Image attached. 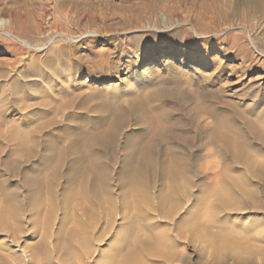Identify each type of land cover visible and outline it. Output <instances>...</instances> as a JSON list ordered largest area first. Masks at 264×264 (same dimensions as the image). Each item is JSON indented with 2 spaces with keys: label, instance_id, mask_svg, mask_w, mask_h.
Here are the masks:
<instances>
[{
  "label": "rangeland",
  "instance_id": "obj_1",
  "mask_svg": "<svg viewBox=\"0 0 264 264\" xmlns=\"http://www.w3.org/2000/svg\"><path fill=\"white\" fill-rule=\"evenodd\" d=\"M220 131L264 159V0H0V242H41L38 264H76L90 229L97 264L124 247L118 264H237L180 226L195 204L212 211L229 173L258 196L223 211L225 224L264 246V173L221 150ZM162 242L175 259L156 256ZM12 254L0 264L27 263Z\"/></svg>",
  "mask_w": 264,
  "mask_h": 264
},
{
  "label": "bare ground",
  "instance_id": "obj_2",
  "mask_svg": "<svg viewBox=\"0 0 264 264\" xmlns=\"http://www.w3.org/2000/svg\"><path fill=\"white\" fill-rule=\"evenodd\" d=\"M204 16V15H203ZM205 18V17H204ZM208 25V24H207ZM60 32V31H59ZM62 33V32H61ZM202 35V34H201ZM29 44V43H28ZM30 45V44H29ZM42 48V47H41ZM221 118V117H220ZM222 118H224V117H222ZM225 119V118H224ZM224 119H219L218 118V120L217 121H219L220 120V122L222 121V120H224ZM228 119V118H227ZM226 120V119H225ZM224 122V121H223ZM216 123H218V122H216ZM218 124H220L221 126L223 125V127H224V125L225 124H222V123H218ZM227 124H229V123H227ZM240 125V124H239ZM226 126V125H225ZM214 127H215V129H214V131L213 130H211V131H213L214 133H217V134H212L211 133V136L212 135H218L219 134V132L217 131L218 129L216 128V126L214 125ZM227 127H228V125H227ZM229 127H231V126H229ZM238 128L239 129V127H238V124H236L235 125V128ZM221 128V127H220ZM232 128H234V127H232ZM232 128H226V129H231V131L232 130H234V129H232ZM223 128H221L220 130H222ZM216 130V131H215ZM225 130V129H224ZM238 131H241V130H237V132ZM243 131V130H242ZM222 132H224V131H220V135H221V137L220 136H218L219 137V139H217V140H219V141H214V139L213 138H211L212 140H213V142H220V146H221V150H223L224 152H230V150L232 149V147H236L237 149H238V151H240V153L239 154H241V155H245L244 157H246V158H241V162H244V161H246V159H247V157L248 156H246V155H250V161H249V163L248 162H246L247 163V165L252 169V170H256L258 173L259 172H261L262 174L264 173V159H261V158H251V156H252V153H254V151L253 150H251V146H250V144L251 143H247L246 141H248L247 140V135L245 136V138H246V141L245 140H242V141H240L239 139H238V137H236L235 138V136H234V138H233V136L231 137V135L230 134H232V133H230V134H228V132H224V134L222 133ZM233 133L235 132V131H232ZM240 133V132H239ZM236 134V133H235ZM241 134V133H240ZM242 134H244V132L242 133ZM241 134V135H242ZM236 135H239L238 133L236 134ZM215 136V137H216ZM214 137V136H213ZM214 137V138H215ZM242 138V137H241ZM242 139H244V138H242ZM249 139H250V137H249ZM216 140V139H215ZM251 140V139H250ZM252 141V140H251ZM250 141V142H251ZM215 144V143H214ZM252 145V144H251ZM234 148H233V150H234ZM252 148H253V145H252ZM220 149V148H219ZM233 150H231V151H233ZM253 151V152H252ZM231 153H234V152H231ZM231 153H229V154H231ZM255 153H256V151H255ZM236 155H237V153H236ZM236 155H234V157L236 156ZM256 155V154H255ZM239 155H237L236 157H238ZM240 157V156H239ZM243 157V156H242ZM253 157V156H252ZM262 158H264V157H262ZM238 159V158H237ZM236 159V160H237ZM242 160H244V161H242ZM248 161V160H247ZM214 163V162H213ZM245 163V164H246ZM216 165V164H215ZM216 167V166H215ZM214 167V168H215ZM226 167V166H225ZM249 167H247V168H249ZM221 168V167H220ZM212 169H213V166H212ZM222 169H223V167H222ZM226 169H227V167H226ZM250 169V170H251ZM214 170V169H213ZM219 170V171H218ZM217 170V172H216V170H215V172L217 173V174H219L220 173V169H218ZM222 171H224V170H222ZM222 171H221V173H222ZM227 172H228V170H227ZM226 172V173H227ZM254 172V171H253ZM253 172H251V173H253ZM256 172V173H257ZM260 173V174H261ZM214 174V173H213ZM222 174H224V175H226V176H224V175H222ZM222 174H219V175H221L222 177V179H223V176H224V178L225 179H223V180H225L226 181V183H225V181H224V183H225V185H224V187H222L221 186V188H219V186L217 187V188H219L218 190L217 189H215V190H213V192H212V195H213V198L215 197V201H216V204L213 206V208H212V211L211 212H207V213H204V211L202 212L201 211V209H202V203L200 202V203H198V204H195L196 206H197V209H193L192 211L190 210V212L188 211V213H186L187 214V216H186V218L184 217V218H182V220H180V226H185V227H187V228H189V227H191L192 229H198V230H200V232L202 231L203 233H207L206 235L205 234H202V232H201V234L204 236L205 235V237H208V235H210L211 236V238H205V239H207L206 240V246H205V248H207L208 246H210V247H212V249H210V248H208L211 252H212V256L215 258V259H217L218 261H220V260H222V259H227V257L228 256H230L232 259H234L235 261H236V263L238 264L240 261H243L242 260V258L244 257V255L246 254V256H248V255H254V254H257V257H259L258 256V254H261V253H264V246H261L260 245V242H257V240L254 238V237H252L251 239H248V238H246V235H245V237H243L242 235H240L239 233H240V231L238 232V228L235 226V225H233V226H226L227 224H225V221L228 219V218H225V217H223L222 216V212L223 211H226V210H235V209H237L239 206H241L240 204L241 203H245L244 202V200H247L248 198L250 199V197H252V196H254L256 193H257V189H254V188H251L250 187V185L246 182H241V177H236V176H233L232 174L231 175H229V173H227V174H225V173H222ZM246 178V177H245ZM247 181V180H246ZM249 182V181H248ZM250 183V182H249ZM258 192H259V189H258ZM256 196H258L257 194H256ZM260 196V195H259ZM173 198V197H172ZM171 197L170 198H167L168 200L170 199V201H171V199H172ZM203 198V197H202ZM166 199V200H167ZM176 199V198H175ZM174 199V200H175ZM256 199H258V197L256 198ZM261 199V198H260ZM134 200V199H133ZM136 200V199H135ZM134 200V201H135ZM139 200V199H138ZM162 200V199H161ZM164 200V199H163ZM174 200H172V204L174 203ZM142 201V200H141ZM140 201V202H141ZM145 202H146V200H144ZM159 201V200H158ZM180 201H182V200H180ZM255 200H253V202H254ZM258 201V200H257ZM260 201V200H259ZM128 202V201H127ZM131 202V201H130ZM160 202V201H159ZM163 202V201H162ZM162 202H160L159 204H157L158 206V208L157 209H159L163 214H164V217L165 218H167V217H169V218H171L172 219V217H171V212L169 213V211L167 210H165L164 209V202L162 203ZM176 202H178L177 204L179 205L180 203H182V202H180L179 203V201L177 200ZM261 202V201H260ZM132 203V202H131ZM130 203V204H131ZM138 203V202H137ZM141 203H144V202H141ZM149 203V202H148ZM153 203V202H152ZM166 203V202H165ZM140 204V203H139ZM139 204H137L136 206H138ZM168 204H170V202L168 203ZM171 204V205H172ZM183 204V203H182ZM111 205V204H110ZM141 205L142 204H140V207H141ZM150 204H148L147 205V202L145 203V206L147 207V206H149ZM152 206H153V204H151ZM170 205V207H174V205H175V203H174V205H172L171 206ZM181 205V204H180ZM258 205H260V204H258ZM123 206H125V205H123ZM127 206H128V204H127ZM144 206V205H143ZM144 206V207H145ZM177 206V205H176ZM176 206H175V208H174V210L176 209ZM182 206V205H181ZM195 206V207H196ZM261 206H262V204H261ZM130 207H133L132 205L130 206L129 205V207L128 208H130ZM139 207V206H138ZM139 207V208H140ZM150 207V206H149ZM148 207V208H149ZM155 207H156V205H155ZM154 207V208H155ZM194 207V206H193ZM242 207V206H241ZM258 207V206H257ZM114 208V207H113ZM133 208H135V210H136V207L134 206ZM151 208V207H150ZM172 208H170V209H172ZM177 208L179 209L180 207H178L177 206ZM240 208V207H239ZM127 209V208H126ZM132 208H130L129 209V211L131 210ZM141 209H144L143 207L141 208ZM163 209V210H162ZM168 209V208H167ZM191 209V208H190ZM241 209V208H240ZM239 209V210H240ZM134 210V211H135ZM137 210H139L138 208H137ZM151 210V209H150ZM159 210H158V212H159ZM203 213H201V212ZM161 212L159 213V215L161 216L162 214H161ZM172 212H175V211H173L172 210ZM177 212V211H176ZM175 212V213H176ZM4 213V212H3ZM115 213V212H114ZM129 213H132V211L131 212H129ZM134 213V212H133ZM137 214H138V211L136 212ZM135 213V214H136ZM5 214H7V212H5ZM126 214V216H127V218L129 217L130 219H131V217L130 216H132L131 214L129 215V214H127V213H125ZM170 216H169V215ZM4 215V214H3ZM121 215V214H120ZM123 215H124V213H123ZM129 215V216H128ZM117 216V215H116ZM115 216V217H116ZM8 217H10L11 218V216H8ZM123 217V216H122ZM133 217V216H132ZM161 217H163V216H161ZM173 217H174V214H173ZM2 218V217H1ZM114 218V217H113ZM125 216L122 218L123 220H125V221H129V218L127 219ZM134 218V217H133ZM150 218V217H149ZM153 218V217H152ZM159 218V217H158ZM116 219V218H115ZM127 219V220H126ZM151 219V218H150ZM161 219V218H160ZM174 219V218H173ZM4 220V219H3ZM112 220V219H111ZM133 220V219H132ZM148 220V219H147ZM170 220V219H169ZM229 220V219H228ZM7 221H8V219H7ZM49 221V220H48ZM47 221V222H48ZM107 221L108 222H106V223H109L110 221L107 219ZM124 221V222H125ZM134 221L135 220H133V222H132V224H131V222H129L128 224L126 223V224H121V228H122V230H124L125 231V229H126V227H127V230L129 229L130 231H131V226L134 224ZM149 221V220H148ZM152 221V220H151ZM151 221H149V222H151ZM5 222H6V220H5ZM112 222V221H111ZM139 222V221H138ZM171 222H172V220H171ZM99 224V222L97 223V225ZM111 224V223H110ZM152 224V223H151ZM150 224V225H151ZM178 224V223H177ZM135 225V224H134ZM73 226V225H72ZM106 226H107V229L109 228L108 227V225L106 224ZM109 226H111V225H109ZM179 226V225H178ZM75 227H77V225L75 226ZM81 227V226H80ZM88 227V226H87ZM104 226H102V228H103ZM154 227V226H153ZM184 227V228H185ZM255 227V226H254ZM90 228V227H89ZM92 228V227H91ZM94 228H96V227H93V232L91 231V236L93 237V238H97V239H101V238H103L104 237V235L103 234H105V233H103L102 234V231H101V234L103 235V236H100V235H97L99 232H95L94 231ZM106 228V227H105ZM111 228V227H110ZM109 228V229H110ZM178 228V227H177ZM77 229H82V228H79V226L77 227ZM97 229V228H96ZM99 229V228H98ZM107 229H104V231L105 230H107ZM164 229V228H163ZM181 229V228H180ZM183 229V228H182ZM215 229V230H214ZM244 229V228H243ZM259 229H261V228H259ZM90 229H88L87 231L85 230V232L83 233V238H82V240H80L81 242H82V244H81V253L79 254L78 253V257H79V260L77 261V263L76 264H97V256H103L102 255V251L98 248V247H96V246H93V243H94V241H93V243H92V241H91V239L92 238H90V231H89ZM101 230V229H100ZM99 230V231H100ZM119 230H121V229H119ZM185 230V232H186V229H184ZM189 230V229H188ZM198 230H196V231H198ZM248 230V229H247ZM251 230V229H250ZM78 231H80V230H78ZM82 231V230H81ZM80 231V232H81ZM89 231V232H88ZM108 231V230H107ZM106 231V232H107ZM179 231H181V230H179ZM195 231V233H193V234H195V236H194V238L196 239V238H199V235L197 234L198 232H196ZM245 231H246V229H245ZM123 232V231H122ZM163 232V231H162ZM182 232H183V230H182ZM181 232V233H182ZM192 232H194V231H192ZM244 231H242L241 233H243ZM82 233V232H81ZM124 233V232H123ZM180 233V232H179ZM234 233V234H233ZM100 234V233H99ZM185 234V233H184ZM245 234V233H244ZM248 234H249V231H248ZM9 235V234H8ZM16 235V234H15ZM119 235V234H118ZM148 235V234H147ZM254 235H255V233H254ZM256 235H258V234H256ZM7 236V235H6ZM149 236V235H148ZM177 236V235H176ZM181 237H182V234L180 235ZM187 236V235H186ZM209 236V237H210ZM11 237V236H10ZM10 237H8V240H3L2 242H0V254H1V252H4V251H9V252H12L13 254H14V258L15 259H22L23 261H24V263L25 262H27L28 264H38L37 263V261H36V259H37V257L40 255H38V249H40L41 247L43 248V246H42V244H37V243H41V242H37L36 243V245H34V247H33V245H31L30 243L27 245L28 247H29V245H30V248L31 247H33L32 249H27L28 247H26V245H25V247L23 246V245H21V243H20V239L19 240H13V238L11 239ZM69 237V236H68ZM81 237V236H80ZM79 237V238H80ZM136 237V236H135ZM138 237V236H137ZM178 237V236H177ZM251 237V236H250ZM6 238V237H5ZM15 238V237H14ZM75 238V237H74ZM139 238V237H138ZM149 238V237H148ZM179 238V237H178ZM177 238V239H178ZM183 238V237H182ZM200 238L202 239L203 237H201V235H200ZM259 238V237H258ZM61 239V238H60ZM70 239H72L71 237H70ZM136 239V238H135ZM205 239H203V240H205ZM260 239V238H259ZM66 240H67V238H66ZM65 241V240H64ZM100 241V240H99ZM262 241V240H261ZM43 242V241H42ZM67 242H68V244L65 242V244L66 245H68L69 246V244L71 245V243L69 242V240H67ZM72 243H73V240L71 241ZM76 242H78V241H76ZM98 242V241H97ZM96 242V243H97ZM61 243H62V241H61ZM162 243H164V242H162ZM46 243H44V245H45ZM95 244V243H94ZM129 244H133V243H129ZM128 244V245H129ZM167 244V245H166ZM263 244V243H262ZM57 245V244H56ZM56 245H54V246H56ZM77 245H79V242H78V244ZM76 245V246H77ZM118 245H121V244H118ZM124 244H122V246H123ZM61 246V245H60ZM62 246H64V245H62ZM74 246V245H73ZM73 246H71L72 248H73ZM75 246V247H76ZM132 246V245H131ZM136 244L134 243V247L133 248H135V249H137L136 247ZM158 246V245H157ZM169 246V247H168ZM46 247V246H45ZM65 247H67V246H65ZM79 247V246H78ZM129 247H130V245H129ZM132 247H130V249L132 248ZM47 248V247H46ZM69 247H67V249H68ZM125 248V247H124ZM124 248H121V249H123V251H118L117 250V252H119V254H120V256H119V258H121V255H125L126 254V252H128V251H126V252H124ZM159 248L160 249H158L157 250V255L156 256H159V257H162V259L164 260V261H169V260H171V256H172V258H174V257H176V252H175V248H171L170 247V245H168V243H164L163 244V246H161L160 247V245H159ZM44 249V248H43ZM43 249H42V251H43ZM62 249V248H61ZM120 249V248H119ZM127 249H128V247H127ZM135 249H131V250H135ZM148 250H149V247L147 248ZM207 249V250H208ZM41 250V249H40ZM56 250H59V249H56ZM64 250V249H63ZM62 250V251H63ZM65 250H66V248H65ZM130 250V251H131ZM180 250V249H179ZM57 252V251H56ZM60 252V251H59ZM150 252V251H149ZM149 252H147V253H149ZM152 252V251H151ZM174 252L176 253L175 254V256L173 255L174 254ZM44 253V252H43ZM42 253V254H43ZM47 253H50L48 250H47ZM46 253V254H47ZM62 253V252H61ZM65 253V252H64ZM69 253H70V251L67 253L68 255H69ZM73 253V252H72ZM116 253V252H115ZM129 253V252H128ZM133 253V252H132ZM11 254V253H10ZM12 254V255H13ZM45 254V253H44ZM58 254V253H57ZM66 254V253H65ZM114 254V253H113ZM118 254V253H117ZM118 254V255H119ZM135 254H138L136 251H135ZM156 254V253H155ZM60 255V254H59ZM67 255V256H68ZM71 255V254H70ZM106 255V254H105ZM104 255V256H105ZM108 255H110L109 253H108ZM141 255H142V253H141ZM150 255H151V253H150ZM41 256V255H40ZM62 256H63V253H62ZM61 256V257H62ZM76 256V255H75ZM113 256V255H112ZM114 256H117V255H114ZM129 256V255H128ZM137 257H138V255H136ZM143 256V255H142ZM147 256H148V254H147ZM43 257V256H42ZM64 258L66 257V256H63ZM131 257V256H130ZM146 257V256H145ZM145 257H140V258H137V260H138V263L137 264H143L144 262H146L145 261ZM254 257V256H253ZM261 257V256H260ZM6 258V257H5ZM13 258V259H14ZM39 258V257H38ZM63 258V259H64ZM70 258H72V257H70ZM69 258V259H70ZM74 258V257H73ZM101 258H103V257H101ZM107 258V257H106ZM117 259V258H115V261H116V259H117V261L119 260V261H123V259L122 260H120V259ZM125 258H126V256H125ZM133 258V257H132ZM178 258V257H177ZM245 258V257H244ZM243 258V259H244ZM249 258V257H248ZM263 258V257H262ZM4 259V258H3ZM40 259V258H39ZM45 259H47V258H45ZM110 259H111V255H110ZM109 259V260H110ZM128 259H129V257H128ZM134 259V258H133ZM136 259V258H135ZM146 259H147V257H146ZM156 259V258H155ZM175 259V258H174ZM220 259V260H219ZM246 259V258H245ZM6 260H7V258H6ZM6 260H5V262H6ZM19 260V261H20ZM22 260H21V262H22ZM64 260H66V259H64ZM102 260V259H101ZM114 260V259H113ZM173 260V259H172ZM216 260V261H217ZM17 261V260H16ZM16 261L14 260V262H15V264H16ZM49 264H51V263H53V262H51L50 263V261L49 260H46ZM67 261H68V257H67ZM75 261H76V259H75ZM115 261H114V264H115ZM117 261H116V263H117ZM119 261H118V263H119ZM129 261H131V260H129ZM18 262V261H17ZM20 262V263H21ZM61 262V261H60ZM65 262V261H64ZM101 262V261H100ZM112 262V261H111ZM128 262V261H127ZM133 262V261H132ZM131 262V263H132ZM8 264L10 263V260H9V262H7ZM19 263V262H18ZM23 263V262H22ZM27 263H25V264H27ZM46 263V262H45ZM117 263V264H118ZM124 263V262H123ZM129 263V262H128ZM220 263H221V261H220ZM42 264H43V262H42ZM47 264V263H46ZM67 264H75V262H71V263H67ZM103 264H104V262H103ZM109 264H110V262H109ZM122 264V263H121ZM126 264V263H125ZM147 264H149L148 262H147Z\"/></svg>",
  "mask_w": 264,
  "mask_h": 264
}]
</instances>
